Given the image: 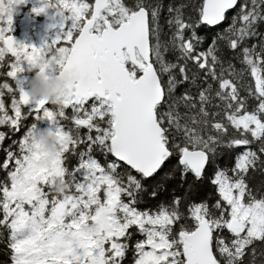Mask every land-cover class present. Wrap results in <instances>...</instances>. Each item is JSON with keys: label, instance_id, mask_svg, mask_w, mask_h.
<instances>
[{"label": "snow or ice", "instance_id": "snow-or-ice-1", "mask_svg": "<svg viewBox=\"0 0 264 264\" xmlns=\"http://www.w3.org/2000/svg\"><path fill=\"white\" fill-rule=\"evenodd\" d=\"M25 2L0 8V264H264V0H35L39 45ZM32 69L71 74L62 102Z\"/></svg>", "mask_w": 264, "mask_h": 264}, {"label": "clouds", "instance_id": "clouds-1", "mask_svg": "<svg viewBox=\"0 0 264 264\" xmlns=\"http://www.w3.org/2000/svg\"><path fill=\"white\" fill-rule=\"evenodd\" d=\"M0 8L7 10V0H0ZM56 55L57 53L49 50L46 56L41 57V64L54 67V58ZM71 82L72 76L67 72L53 74L37 69L28 78L25 90L32 98L44 99L51 104L58 105L62 102L66 94V87ZM64 135L68 136L70 134L65 131ZM30 142L38 146L40 152L48 158L55 156L60 151V145L54 128L50 129L49 127L37 126L36 130L30 136ZM67 187L68 185L63 180H55L50 186V191L56 195H63Z\"/></svg>", "mask_w": 264, "mask_h": 264}, {"label": "flooded vegetation", "instance_id": "flooded-vegetation-1", "mask_svg": "<svg viewBox=\"0 0 264 264\" xmlns=\"http://www.w3.org/2000/svg\"><path fill=\"white\" fill-rule=\"evenodd\" d=\"M35 0H26L25 3L19 4L17 6L18 10H21L17 18V29L11 30V35L16 39L20 40L22 38L23 32H31L35 34L41 28L46 32L47 17L44 13L34 14L31 12ZM58 70V69H57ZM36 69H32L26 76L30 78L32 73Z\"/></svg>", "mask_w": 264, "mask_h": 264}, {"label": "rangeland", "instance_id": "rangeland-1", "mask_svg": "<svg viewBox=\"0 0 264 264\" xmlns=\"http://www.w3.org/2000/svg\"><path fill=\"white\" fill-rule=\"evenodd\" d=\"M17 6H19V5H17ZM20 11L21 10H18V8H16V11L13 12V23L11 26V30L17 29V18H18ZM43 30L40 28L39 31H37L35 34H32L31 32H23L22 38L20 40L24 41L25 43H31L34 45H39L42 38H47V37H45V32ZM27 74H28V72L25 73V75H27ZM38 126L39 127H48L49 125H48V122L46 120H43V121L38 122Z\"/></svg>", "mask_w": 264, "mask_h": 264}, {"label": "trees", "instance_id": "trees-1", "mask_svg": "<svg viewBox=\"0 0 264 264\" xmlns=\"http://www.w3.org/2000/svg\"><path fill=\"white\" fill-rule=\"evenodd\" d=\"M7 143V141H5V144ZM3 159V152L2 151H0V160H2Z\"/></svg>", "mask_w": 264, "mask_h": 264}]
</instances>
